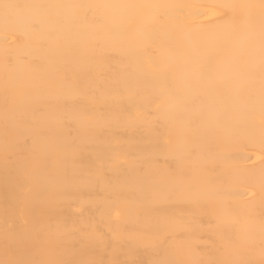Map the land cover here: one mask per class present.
Returning <instances> with one entry per match:
<instances>
[{"label": "bare ground", "instance_id": "6f19581e", "mask_svg": "<svg viewBox=\"0 0 264 264\" xmlns=\"http://www.w3.org/2000/svg\"><path fill=\"white\" fill-rule=\"evenodd\" d=\"M16 3H128L179 5L143 10L135 22L121 20L118 31L102 34L92 20L71 31L45 19L39 32L20 21L5 28L0 20V259L5 240L10 247L30 246L57 224H97L105 242L119 243L121 259L153 264L161 258L207 264L210 259H241L221 255L222 234L243 246L250 235L258 241L264 224V127L258 102H249L248 82L234 77L227 54L209 62L204 44L223 32L230 12L222 7L259 0H12ZM78 15V13H76ZM102 15V13L98 14ZM179 49V51H177ZM14 68L9 88L20 91L31 77L67 73L82 81L80 91L48 90L33 103L53 109H80L82 115L59 111L39 113L33 128L48 130L36 165L29 129L4 104L5 62ZM258 97V84L256 85ZM7 140L12 158L5 162ZM73 142L78 146L73 148ZM196 148L185 160L186 178L171 175L181 165L180 153ZM151 176L146 182L138 169ZM83 170L92 183H75L73 171ZM199 185L169 194L170 182ZM83 213V215H81ZM167 237L166 251L161 241ZM78 236L65 239V249L53 256L42 249L25 259H79ZM87 251L92 259H110Z\"/></svg>", "mask_w": 264, "mask_h": 264}, {"label": "snow or ice", "instance_id": "6c2138e0", "mask_svg": "<svg viewBox=\"0 0 264 264\" xmlns=\"http://www.w3.org/2000/svg\"><path fill=\"white\" fill-rule=\"evenodd\" d=\"M172 7H181L179 5H157V4H128V3H80V4H41V3H16L12 0H0V20L3 21L5 28L14 25L20 21L27 22L33 32H39L45 19L52 24L49 33L51 38H55L58 29L71 31L78 22L92 20L98 25V31L102 34L105 30L118 31L121 29V20L125 17L129 22H135L143 10L156 9L166 12ZM222 7L229 10L230 15L227 18V31L223 32L218 38L210 44L202 45L206 49L204 55L209 62L217 59L222 54H227L225 64L227 70L234 76L243 78L248 82L249 102L253 106L258 102L261 124L264 127V0L258 3H234L226 4ZM78 13V15L76 14ZM102 13V15H98ZM179 51V49H177ZM11 59L5 62V91L4 104L6 112L9 108L16 111L22 118V122L29 129L25 142L31 139L34 154L36 155V165L39 171H42L40 163L42 159V149L45 141L49 139L48 130L44 128H33L32 118L39 113L59 111L68 115H82L86 112V106L80 109H70L65 106L62 109H53L46 102L33 103L35 97L41 96L48 90H69L80 91L84 87L82 81L74 79L67 73H58L54 76H41L39 78L31 77V66H28V76L26 84L22 90L9 88L10 73L14 71L10 65ZM258 84V97L256 85ZM78 146L73 142V148ZM5 162L7 163L14 153H11L7 140L5 142ZM197 155L196 148H186L179 157L178 163L181 165L171 175L175 178H186L187 171L182 167L185 160H191ZM138 173L146 182L151 183L152 178L147 170L141 166ZM72 180L75 183H92L93 177L83 170L73 171ZM160 191H166L169 194H175L187 190L196 192L199 185L195 182L178 180L170 182L161 187L153 185ZM83 215V213H81ZM68 236H78L82 247L76 249L73 245L74 255L79 259H25L21 258L27 251L33 256H38L42 249H47L53 256L62 255L65 249V239ZM222 247L219 250L221 255L230 256L235 253L244 258L241 259H210L207 264H264V224L261 226L260 238L258 241L259 260L247 258L255 255L257 240L254 235H250L246 243L241 246L240 242L231 238L227 234H222ZM167 237L161 241V248L166 251ZM96 242V252L102 255H108L110 259H92L87 258L88 245ZM126 254L119 243L109 244L104 241L103 234L97 224L84 222L73 224L70 229L66 226L57 224L50 232L38 236L31 242L30 246L10 247L5 240V258L0 259V264H140L138 261H129L121 259V255ZM153 264H190L188 261L161 258L155 260ZM200 264H205L201 261Z\"/></svg>", "mask_w": 264, "mask_h": 264}]
</instances>
